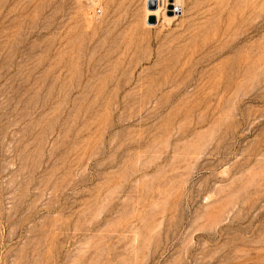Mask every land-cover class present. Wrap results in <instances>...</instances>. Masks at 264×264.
Masks as SVG:
<instances>
[{
  "label": "rangeland",
  "instance_id": "374dc122",
  "mask_svg": "<svg viewBox=\"0 0 264 264\" xmlns=\"http://www.w3.org/2000/svg\"><path fill=\"white\" fill-rule=\"evenodd\" d=\"M175 3L0 0V264H264V0Z\"/></svg>",
  "mask_w": 264,
  "mask_h": 264
},
{
  "label": "bare ground",
  "instance_id": "6f19581e",
  "mask_svg": "<svg viewBox=\"0 0 264 264\" xmlns=\"http://www.w3.org/2000/svg\"><path fill=\"white\" fill-rule=\"evenodd\" d=\"M176 6H177V9H179V7H180V3H179V0H176ZM174 6V5H173ZM161 10H163V8H159V9H157L154 13L156 14V15H159L160 14V12H161ZM175 12V11H174ZM155 14H154V16H155Z\"/></svg>",
  "mask_w": 264,
  "mask_h": 264
}]
</instances>
